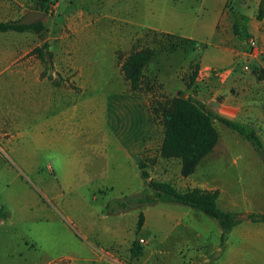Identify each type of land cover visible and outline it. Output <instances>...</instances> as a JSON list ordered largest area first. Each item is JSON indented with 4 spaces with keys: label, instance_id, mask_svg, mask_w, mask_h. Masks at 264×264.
Returning a JSON list of instances; mask_svg holds the SVG:
<instances>
[{
    "label": "rangeland",
    "instance_id": "rangeland-1",
    "mask_svg": "<svg viewBox=\"0 0 264 264\" xmlns=\"http://www.w3.org/2000/svg\"><path fill=\"white\" fill-rule=\"evenodd\" d=\"M32 1L0 0V20H19L32 10ZM225 2L55 0L53 15L43 19L42 39L32 32L0 34V205L7 212L0 224V264L16 261L18 255L10 252L19 241L31 248L23 252L21 264H71L80 252L101 255L102 264H135L139 255L146 264L159 259L164 264H227L228 236L258 233V224L239 217L264 212V173L247 172H260L263 165L249 142L214 121L218 142L190 176L180 177L178 160L159 156V105L179 92L198 91L197 84L189 89L187 84L202 53L204 62L214 63L216 53L227 49L232 52L228 58L242 68L247 40L254 36L261 65L250 67L264 85L260 0ZM43 41L52 69L40 78L45 65L30 51ZM142 49H151L153 57L140 88L132 92L120 66L128 54ZM140 160L150 178L181 191L227 190L232 179L216 174L237 168L244 193L221 194L217 205L242 221L221 241L215 220L179 204L122 209L118 201L145 188ZM140 213L144 221L137 230ZM87 223L114 227L122 233L115 237L120 242L101 243L82 234L80 226ZM169 235L183 241L158 242Z\"/></svg>",
    "mask_w": 264,
    "mask_h": 264
},
{
    "label": "trees",
    "instance_id": "trees-1",
    "mask_svg": "<svg viewBox=\"0 0 264 264\" xmlns=\"http://www.w3.org/2000/svg\"><path fill=\"white\" fill-rule=\"evenodd\" d=\"M55 0H33L32 10L44 12L46 15H53ZM230 0H226L225 3ZM264 13V0L258 4V16ZM17 20L0 21V33L5 32H32L39 39H42L46 26L43 21L35 22L29 26L17 25ZM47 41L31 50L45 65L41 77H45L48 70L52 69V56L48 50ZM153 57L151 49H142L128 54L121 62V72L128 82L132 92L137 91L141 86V78L144 69ZM197 64L189 75V89L195 85L197 76ZM52 76H47L51 80ZM179 92L171 99H165L159 105V112L163 128V137L159 147V156L164 160L179 161V175L182 178L190 176L201 162L215 148L219 134L213 125L214 121L222 124L227 129L238 135L242 140L251 144L255 153L264 164V143L261 140L258 130L250 123H241L231 120L219 113L212 111L204 102L198 99L194 92ZM139 177L145 188L138 194L124 197L117 204L122 209H127L133 205L147 207L156 203H175L185 206L197 213L215 220L220 229V240L236 227L242 220L234 212L224 211L217 205V190H203L192 188L178 190L171 182L160 181L150 178L146 170V164L139 161L137 164ZM108 207V205H107ZM7 218V212L0 205V221ZM246 219L252 223H264V212L251 213L246 215ZM144 221V215H138L136 227L139 230Z\"/></svg>",
    "mask_w": 264,
    "mask_h": 264
},
{
    "label": "crops",
    "instance_id": "crops-1",
    "mask_svg": "<svg viewBox=\"0 0 264 264\" xmlns=\"http://www.w3.org/2000/svg\"><path fill=\"white\" fill-rule=\"evenodd\" d=\"M12 33L16 34L17 32L10 31L0 34ZM263 36L264 34L262 32L258 34L260 40L264 39ZM215 48L219 47L215 46ZM229 54H232V52L230 53L227 49H221L216 53V60L214 63L204 62L203 53L201 54L197 68V76L195 79V84L198 86V91L195 93V95L212 111L234 121L252 124L258 130L259 136L262 137L264 130V85L255 80L252 71L243 72L241 67H239L233 60L228 58ZM250 64L261 65L260 61L257 59L251 61ZM213 67H217L222 70L220 78H214L211 76L210 69ZM40 78H42L41 74ZM217 96L220 98L216 99ZM257 160L259 164L263 165L258 167L260 172H256V170L253 169H248L247 172L250 175H256L258 177L264 173V164L261 162L260 158H257ZM84 172L86 171L80 170L82 175H86ZM216 175L218 179L224 177L226 179H232L233 181L230 184L227 183V185H229L227 186V190L223 189L224 187H215L214 189L208 190L218 191L217 200L220 198L221 194L237 196V194L244 193L242 190V177L240 175V171L237 168H233L232 170H221L218 171ZM86 178H88V175ZM222 186H224V184ZM245 187H250V184H246ZM222 210L229 211L225 209ZM2 222L3 220L0 221V224ZM254 224H258V233L254 235L250 234L247 238L229 235L225 240V256L227 254L229 259L227 264H264V223ZM62 226L67 228L65 224H62ZM80 232H82V234L92 235L101 243L103 242V239H111L113 243H118L120 242V238L115 237H117L116 235H122V233L120 234V231L114 229V227L96 226L93 223H87L84 226H80ZM199 238L200 235H196L197 241H199ZM161 239L162 240L158 239V242L161 243L165 239H173L175 242L183 241L182 239L172 238L171 235L162 237ZM22 243L23 242L20 241L15 242L18 249L12 253L10 252L11 255H18V258L15 259L16 261H12L13 264H21L20 260L22 258L23 252L31 250V248H29L27 245H22ZM53 261L54 260H47L43 262V264H51ZM102 261V256H99L94 252H87L86 254L80 252L77 257L73 259L71 264H102ZM154 261H156L155 264H164L163 260L160 259ZM146 262L147 261L141 262L140 255L135 260V264H146ZM171 262L172 261H169V263ZM191 262V264H202L195 260H192Z\"/></svg>",
    "mask_w": 264,
    "mask_h": 264
},
{
    "label": "built area",
    "instance_id": "built-area-1",
    "mask_svg": "<svg viewBox=\"0 0 264 264\" xmlns=\"http://www.w3.org/2000/svg\"><path fill=\"white\" fill-rule=\"evenodd\" d=\"M260 54L261 53L259 52V46H258L257 39L252 35L249 36L247 40V51H246L245 58L243 60L244 62H243L241 70L243 72L251 71V67H250L251 61L256 60L260 56ZM211 71L214 73L215 78H220L222 72H220L217 69H213V70L210 69L211 76H212ZM141 242L143 241L141 240Z\"/></svg>",
    "mask_w": 264,
    "mask_h": 264
},
{
    "label": "water",
    "instance_id": "water-1",
    "mask_svg": "<svg viewBox=\"0 0 264 264\" xmlns=\"http://www.w3.org/2000/svg\"><path fill=\"white\" fill-rule=\"evenodd\" d=\"M46 14L44 12L36 11V10H29L26 12L19 20L15 21L14 23L17 25H25L29 26L35 22L38 21H43L45 18ZM188 95H185V98ZM241 219H246V215H240L239 216Z\"/></svg>",
    "mask_w": 264,
    "mask_h": 264
}]
</instances>
